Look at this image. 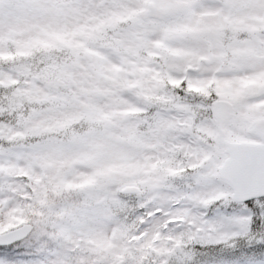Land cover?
I'll return each mask as SVG.
<instances>
[{"label":"snow or ice","instance_id":"snow-or-ice-1","mask_svg":"<svg viewBox=\"0 0 264 264\" xmlns=\"http://www.w3.org/2000/svg\"><path fill=\"white\" fill-rule=\"evenodd\" d=\"M0 264H264V0H0Z\"/></svg>","mask_w":264,"mask_h":264}]
</instances>
